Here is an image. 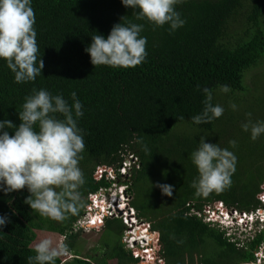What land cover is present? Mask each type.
Masks as SVG:
<instances>
[{"label": "trees", "instance_id": "obj_1", "mask_svg": "<svg viewBox=\"0 0 264 264\" xmlns=\"http://www.w3.org/2000/svg\"><path fill=\"white\" fill-rule=\"evenodd\" d=\"M31 7L38 61L43 60L44 68L35 81L15 83L6 61L0 60V121L9 120L18 128L19 112L33 89L61 95L70 107L71 94L76 93L83 115L76 118L73 110V116L85 143L78 165L85 179L80 188L83 207L62 222L53 221L24 203L30 195L27 188L6 193L0 186V216L9 221L0 228V264H28L36 255L35 231L55 233L58 240L63 236L71 252L79 236L72 227L83 214L87 196L110 186L94 179L95 168H118L129 155L138 168L131 167L119 182L127 186L137 219L160 232L165 264H187L188 255L195 264H252L264 242V229L241 242L193 212H201L210 201L240 212L260 207L264 133L256 140L251 133L243 134L240 116L226 101L243 103L250 90L248 73L264 64V0H179L175 10L185 23L174 31L169 24L155 27L137 20L138 9L124 7L121 0H31ZM121 22L143 26L145 60L127 69L94 67L85 51L91 37L106 39ZM223 85L230 91H221ZM204 88L212 91L213 105L224 112L211 123L196 125L191 118L203 112ZM3 131L14 135V129L0 134ZM240 134L247 143L239 140ZM201 137L236 156L230 186L207 197L196 196L191 187L199 176L191 154ZM229 141H235V147ZM157 184L173 186L172 196L163 195ZM121 226L117 219H106L102 230L111 229L113 241L90 248L82 257L73 253L70 260L58 258L55 264H137L122 245Z\"/></svg>", "mask_w": 264, "mask_h": 264}, {"label": "clouds", "instance_id": "obj_2", "mask_svg": "<svg viewBox=\"0 0 264 264\" xmlns=\"http://www.w3.org/2000/svg\"><path fill=\"white\" fill-rule=\"evenodd\" d=\"M178 2L121 0L124 7L138 9L134 12L137 20H147L155 27L169 24L173 31L185 23L175 10ZM34 24L31 0H0V60L6 61L14 74L15 83L35 81L44 68L43 60L38 61L40 49ZM142 30L140 24L121 22L112 27L106 39L103 35H93L92 43L85 49L92 65L125 69L140 65L147 55V38L140 36ZM221 91L226 93L230 89L223 85ZM203 92L206 97L203 112L191 118L196 125L211 123L224 112L222 106L213 105L210 89L204 88ZM71 96L74 103L70 107L61 95L53 96L47 90L33 89L19 112L21 123L18 128L9 120L0 121V130L14 129V135H9L8 131L0 134L2 190L8 193L27 188L30 195L24 203L40 216L57 222L75 215L83 207L80 188L85 179L78 165L85 143L73 110L76 118L83 113L76 93L73 92ZM231 107L235 110L236 105ZM56 114H61L63 119H58ZM248 115L251 116L250 113ZM179 119L183 120L184 117L181 115ZM242 129L245 132L250 130L251 139L256 140L264 133V122L249 121L242 125ZM235 143L229 141L233 147ZM191 161L199 173L191 184L196 196L207 197L214 191L221 192L230 186L236 156L227 148L206 143L205 138L201 137L198 149L191 154ZM155 186L161 189L163 195L172 196L173 186ZM8 222L7 217L0 216V228ZM258 225L255 220L253 233H257L255 228ZM32 248L36 255L28 258V264H55L58 258L69 254L67 245L51 235L41 238Z\"/></svg>", "mask_w": 264, "mask_h": 264}, {"label": "built area", "instance_id": "obj_3", "mask_svg": "<svg viewBox=\"0 0 264 264\" xmlns=\"http://www.w3.org/2000/svg\"><path fill=\"white\" fill-rule=\"evenodd\" d=\"M136 158L129 155L118 168L105 165L97 166L93 172L95 180H105L110 182L108 188H101L98 191L87 196V205L82 216L75 222L72 232L79 230L98 229L104 226L106 219H120L124 226L122 245L128 255L132 257L137 264H165L161 255V234L158 230L151 227L149 223L137 219L133 208L125 203L129 197L127 195V186L120 183L127 176L131 167H137ZM126 199V200H125ZM257 200L261 206L250 212H240L236 209H228L219 201H210L202 211L193 214L201 217L205 223L220 227L227 231V235H234L243 232H249L243 241L253 239L254 221H258L256 232L264 229V181L260 185V192L257 194ZM125 209H119L120 205ZM218 210V214L215 212ZM125 214H128L125 216ZM121 217V218H118ZM128 219V221H127ZM133 227H129L130 222ZM139 229L138 228H143ZM253 228V229H252ZM252 229V230H251ZM78 230V231H77ZM251 230V232H250ZM137 233L134 234V233ZM61 239L64 241V237ZM254 262L252 264H264V242L254 252ZM262 260V263H261Z\"/></svg>", "mask_w": 264, "mask_h": 264}, {"label": "rangeland", "instance_id": "obj_4", "mask_svg": "<svg viewBox=\"0 0 264 264\" xmlns=\"http://www.w3.org/2000/svg\"><path fill=\"white\" fill-rule=\"evenodd\" d=\"M246 84L247 86L250 87V90L248 94L242 97L245 100L243 103L239 102L235 104L233 101H226V103L232 109V111H234L240 116L241 125L248 123L249 121H251L252 123H255L257 121L264 122V64L260 66V68L253 69L248 73V76L246 78ZM219 100L221 104H223V102L225 101L223 98H220ZM233 104L236 105L235 110H233V108L231 107V105ZM249 113L251 114V116L248 115ZM242 133L245 135H248L251 132L249 130L248 132L243 131ZM239 140L247 143V140L243 139L241 134H240ZM129 201L127 199V202L125 203L128 205ZM118 218H121V217H118ZM117 220L121 222L120 219H117ZM129 227L131 226L129 225ZM102 228L103 227L95 229V230L94 229L88 230V231H86V229H82L79 231L77 230L78 231L77 233H79L78 234L79 236L76 238L72 251L69 252L67 256L61 257L63 262L65 260H70L72 258L71 254L73 253L79 254L82 257L85 254H90L89 252L90 248L98 246L99 244L102 245L103 243L105 244V243H109L110 241H113V239L115 238L113 231L108 228L102 230ZM121 228H122V233H121V241H122V237L124 233L123 224ZM238 232H239L238 234L235 233V237L239 239L241 242H245L243 241L244 238L250 233L243 232L241 230H239ZM35 233H36V238L34 242L32 243V246L36 242H38L41 238H44L49 235L53 236L54 238L58 240V235L55 233H49L46 231H35ZM134 234L137 235L136 232ZM59 240L63 242L61 238H59ZM249 240L251 239H248L246 242H248ZM186 262L187 264H195L194 256L188 255L186 258ZM261 263H262V260H261ZM108 264H116V263L114 260H112V261H109Z\"/></svg>", "mask_w": 264, "mask_h": 264}, {"label": "bare ground", "instance_id": "obj_5", "mask_svg": "<svg viewBox=\"0 0 264 264\" xmlns=\"http://www.w3.org/2000/svg\"><path fill=\"white\" fill-rule=\"evenodd\" d=\"M119 207H120L119 209H123V210L125 209L124 205H122V204H121ZM127 215H128V214H125V216H127ZM127 221H128V220H127ZM129 222H130V221H129ZM130 224H131L130 226L133 227V222H130ZM139 229H144V227H143V228H138V230H139Z\"/></svg>", "mask_w": 264, "mask_h": 264}]
</instances>
